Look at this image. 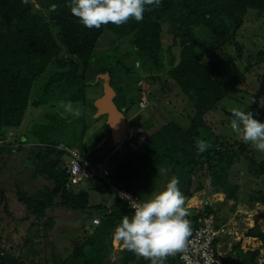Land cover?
I'll return each instance as SVG.
<instances>
[{"label":"trees","instance_id":"16d2710c","mask_svg":"<svg viewBox=\"0 0 264 264\" xmlns=\"http://www.w3.org/2000/svg\"><path fill=\"white\" fill-rule=\"evenodd\" d=\"M68 3L70 0H0V182L6 179L3 154L24 150L35 165L34 179L41 176L51 182L34 195L18 187L16 196L26 212L18 219L20 223H16L21 229L17 226L15 232L23 230L24 248L15 252L0 245V264H150L132 252L114 246L112 233L115 227L124 215L133 214L129 206L106 186L98 185V181L97 186L91 188L96 187L94 191L101 194L102 201L93 205L90 190L82 188V182L78 185L71 183L65 168L66 158L72 152L80 154L79 151L64 145L56 147L41 138L34 141L24 139L22 132L16 142L19 147L11 146L6 139L11 132L23 128L31 107L38 108L49 99L61 97L65 101L85 105L90 109L86 112L93 118L97 109L91 104L93 98L89 100L87 97V89L104 82L99 76L95 78L96 74H109L112 86L114 71L124 69L120 65L122 61H117V68L111 70H100L95 64L98 42L107 34L112 37L110 40L116 51L125 50L123 54L126 55L128 49L132 50L138 66L148 71L145 78L137 80L139 95L135 102L138 107L143 94L161 79L167 81L169 90L180 98V102L176 100L173 104L169 101L167 104L173 105L174 110L169 107L163 109L172 120L159 129L156 137L147 140V146L134 143V151L129 155L128 151L124 152L128 159L111 164L112 183L119 189L137 194L143 180L138 164L144 168L149 166L151 171L167 165L179 178V189L186 199L205 189L203 180L197 177L206 171L211 177L214 193H223L226 200L238 202L239 186L231 178L233 166L247 161L248 173L260 177L264 176V160H260L262 158L256 155L255 150L236 134L225 135L224 129L216 126L218 122L212 113L220 111L225 100L241 102L249 96L257 100L258 95H264V74H259L264 63V51L256 55L246 39L238 35L247 24L249 13L253 15L252 20L262 22L260 28L264 29V0H161V7L147 10L141 22L132 19L122 26L110 23L98 30L85 28L71 14ZM54 4L58 5L57 10L50 11ZM119 41H125L130 48H120ZM253 83L258 87L255 91L250 90ZM131 102L127 101L123 112L126 119L128 104H134ZM101 118L103 116L93 122ZM49 122L52 124V119ZM103 128L107 130V136L92 139L95 135L92 137L91 133L88 135L90 140L85 141V146L97 151L95 155L100 157L108 150L109 155L114 150L98 147L104 137V144L112 141L109 124L105 123ZM87 130L84 125L81 137L76 138L78 144L85 139ZM197 139H203L210 145L200 155H197ZM101 161L100 158L98 163ZM14 180V184L18 182L16 177ZM6 189L0 187L2 202L7 200ZM103 195L109 196L105 200ZM258 196L255 198L264 205V193ZM1 206L5 216H10L8 204ZM54 206L91 216L90 226L80 229L81 236L74 240L78 247L75 248V242H72V251L67 257L58 253L50 239L54 221L46 213ZM187 210L191 234L198 226L201 213H213L208 205L201 213L197 208ZM234 211L235 206L232 207ZM214 214L218 225L222 226L217 213ZM94 219H99L100 223L94 225ZM246 236L264 242V232L258 225L249 229ZM233 251L221 261L226 264H258V249L244 252L239 243ZM179 255L169 256L166 264H182Z\"/></svg>","mask_w":264,"mask_h":264},{"label":"rangeland","instance_id":"374dc122","mask_svg":"<svg viewBox=\"0 0 264 264\" xmlns=\"http://www.w3.org/2000/svg\"><path fill=\"white\" fill-rule=\"evenodd\" d=\"M247 17L248 22L244 25L243 29L240 30L238 35L246 39L248 45L252 47V51L254 50L255 54L257 55L259 52L264 51V29L262 30V28H260V24H262V22L257 23V21L252 20L253 15L251 13H249ZM110 39H112L111 36L104 34L99 40L96 49L98 57L96 59L97 61H95V64L98 68H100V70H106L107 68H110L111 70L114 67L117 68L115 66L117 61H122L120 65L124 66L123 70L114 71L112 80V87L114 90L118 91L117 98H115V103L118 105L120 110L126 111L128 100H132L131 103H134L132 106H129L130 104H128V108L130 107L129 112L127 113L129 131L127 139L122 144L113 141V139L112 141L109 140V144L107 143V145L100 143L98 144L99 148H108L114 150L110 155L108 150L103 157H100L99 154L95 155V152L97 151L91 149L89 150L85 146V141L86 139L87 141L90 140L88 135H91V133L92 137L95 135L92 139L99 138L100 135L107 136L108 132L107 130H104L105 128H103V125L108 123L107 118L105 119L104 115L99 121L93 122L95 119L97 120L101 116L97 117V113L95 112L92 118L90 116L92 114L87 113L90 111V109H87L85 105L74 102H72L73 108L80 111V117L75 118L71 115H68L67 118H63L61 113L64 110L63 108L58 107V105L61 101H67L61 97L55 98L53 100L49 99L47 101L48 103L45 102L46 104H42L38 108L31 107L29 114L23 124V128H21L20 131L11 132L6 139V142H9L11 146L19 147L16 142L17 139H19L18 135L20 132H22L21 134H25L24 139L34 141L41 138L46 142H51L56 147L61 145L71 147L73 150L79 151L80 154H83L86 159L89 160L94 166L97 165L96 163H98L99 159L101 158V162L105 161L108 168L111 166V164L116 165L117 163L128 159L129 156H125L134 151V143L138 142L142 143L143 146H147V140L156 137L159 129L166 122H168V120H172L170 119L171 116L169 113L167 114V112H165L163 109L167 107L173 108V105H167L170 103L169 101L174 104V101L176 100L180 102V98L177 97V94H173L174 91L169 90L168 82L164 79H161V82L156 83L154 87H152L146 93L148 99L147 109L143 110L140 108V106L138 107V104L135 102L138 100L139 95V92L137 91V80L140 78H145V76L148 74V71H146L144 67L138 66V61L135 55H133L132 50L128 49V54L124 55L123 53H125V50H120L119 52L116 51L115 45ZM207 41L209 40L207 39ZM118 45L120 48H130L129 44H127L125 41H119ZM111 55H113L115 58L113 56L110 58ZM105 56H109V58L106 59ZM259 70V74H264V63ZM101 75H103V73L99 72L96 74L95 78ZM253 85L254 87H250L251 91L258 89L255 83H253ZM87 92V97L89 100L93 98L91 99V104H95V101L101 98L103 95L104 83L101 81L99 85L88 88ZM261 94L263 97L258 95L259 98L257 100H254L252 96H249V98H246L241 102L225 100L220 107V111L212 113V117L218 122L216 126L222 130L224 129L223 133L225 135L227 134V136L235 135L231 129L232 118L226 113L232 112L234 109L250 111L254 114L255 119L262 120L264 122V107H261V103L264 102V95L263 93ZM238 96L242 97L240 94ZM51 105L56 106L55 108H51ZM132 116H135V118L133 119ZM51 119L53 121L52 124L49 122ZM47 123L48 126L46 125ZM30 125L31 127L29 130L28 128ZM84 125L88 127V130L85 134V139L81 141L80 144H78V139L76 138L79 135L81 137ZM92 129H94V131H92ZM33 132L37 135H33ZM128 139L133 141L129 142ZM105 151H103V153ZM125 151H128L127 154H124ZM255 153L259 158H262L260 160H264V152H258L255 150ZM3 157H5L4 161H6V179H2V182H0V187H7V200L2 202L0 195V245H4L6 248H12L15 250V252H19L21 248H24V241L22 238L23 230H20V233H16V227L18 226V229L20 228V226L16 225V223H20L18 219L23 217L26 209L24 205L17 199L16 192L18 187L22 188V190L25 192L34 195L38 190L40 191L42 187L50 185L51 182L45 178H42L41 176H39L37 179H34L33 173H35V165L27 151H12L3 154ZM112 157H115L116 159H111ZM66 160H68V157ZM1 164L2 161H0V165ZM142 167L143 166L141 164H138L137 166V169L143 175V180L140 182V187L137 194H133L139 196L143 200L151 198L153 193L165 190L167 183L173 177H175V175L172 173V169L167 165L160 166L154 171H151L149 166H145V168L143 167V172ZM247 167V161H242L234 165L231 171V178H234L232 182H235L239 186V191L237 193L239 200L236 203L233 200L226 201L225 195L223 193H214V188L211 186V177L206 171L199 173L200 177H197V179L201 178L203 180L206 187L203 191L195 193L194 201H196L197 205L202 207L204 211H206L207 203L213 205L212 208H214V211L217 213L219 212V214L222 212L221 215L224 217V219L227 217V221L229 220V217H232L233 224L224 226L227 227V231L229 230L231 235H235L233 236L234 239L235 237L236 239H239L236 233L241 235L242 232H245L244 235H246L248 229H250L252 226L258 225L264 230V205L263 203L258 202V200L255 198L256 196H261L264 193V176H251L248 173ZM145 170H147V172H145ZM204 174H207V176L202 178L201 176H204ZM15 177L18 179V182L15 183L16 185L14 184ZM109 178L112 181L111 176ZM25 180H29V182H26ZM93 185L97 186L96 181L93 182L92 180H87L82 182L81 187L85 190H90V202L93 205H97L100 201H102V198L100 193L94 191L96 187H93V189L91 188ZM108 196L105 197V200L108 198ZM187 200L189 199H186V201ZM3 203L8 204L9 206L10 216L8 217L5 216V212L1 206ZM189 203L190 202L188 201L187 205ZM193 203L195 204V202ZM193 203L191 202V205H194ZM234 206L235 211L232 212L231 208ZM46 216L53 219L54 221V227L50 232V239L53 241L58 253H60L63 257H67L72 251V242L77 241L76 239L81 236L80 229L83 230L85 226H90V214L73 212L61 206H54V208L47 211ZM1 218H3V222ZM233 237L231 239L234 243ZM228 238L230 237H228L227 234H222L218 240L216 249L219 253H225L227 251V253L231 255V250H227L230 248L227 245ZM253 241L256 242V240L245 238L243 247H245L248 243H252ZM259 243L260 242H257L256 246ZM114 246L115 248H122L120 244L118 246L115 242ZM224 257L226 256H223V258Z\"/></svg>","mask_w":264,"mask_h":264},{"label":"clouds","instance_id":"9594fccd","mask_svg":"<svg viewBox=\"0 0 264 264\" xmlns=\"http://www.w3.org/2000/svg\"><path fill=\"white\" fill-rule=\"evenodd\" d=\"M67 7L85 28L98 30L110 23L122 26L132 19L141 22L147 10L161 7V0H70ZM57 8L58 5L54 4L50 7V11H56ZM58 107L64 110L61 113L63 118H67L68 115L79 118L81 115L79 110L73 108L71 101H61ZM261 107H264V102L261 103ZM232 116L231 129L237 137L254 150L264 152V122L255 119L250 111L234 109ZM127 137L128 133L124 141ZM209 147L210 145L205 140H196L197 155L207 151ZM99 164L106 166L105 161L97 163ZM106 168L110 171L107 166ZM87 180L98 181V185L102 184L99 179ZM179 183V179L173 177L167 183L165 190L153 193L151 198L146 200H133L128 197L129 207L133 210V214L124 215L112 233L113 241L121 245L120 249L132 252L138 259L148 260L150 264H166L169 256L186 252L189 244L188 237L191 235V225L187 218L189 212L186 208V198L179 189ZM207 205L212 207L208 203ZM201 211L203 208H197L198 213ZM214 212L216 211L213 210ZM243 241L242 238L239 241L240 244ZM241 249L244 251L242 246ZM233 253L232 249L231 254Z\"/></svg>","mask_w":264,"mask_h":264},{"label":"built area","instance_id":"2783aa9c","mask_svg":"<svg viewBox=\"0 0 264 264\" xmlns=\"http://www.w3.org/2000/svg\"><path fill=\"white\" fill-rule=\"evenodd\" d=\"M141 108L147 106V96L144 93L140 104ZM66 169L70 174L71 183L76 185L83 180L99 179L101 183L112 191L121 201L129 206V198L133 200H143L139 196L122 189L117 188L110 180V171L104 164L95 167L85 160L79 153L69 154V160ZM130 208V207H129ZM131 209V208H130ZM132 210V209H131ZM133 211V210H132ZM94 224L100 223L99 219H94ZM197 228L188 237L189 244L186 252L180 253L179 258L182 264H225L219 259L220 254L216 249V242L222 236L227 234L226 226L218 225L217 217L214 213H204L198 216ZM257 242H260L257 246ZM264 243L262 241H253L242 247L244 251L259 250L258 264H264ZM218 256V258H217Z\"/></svg>","mask_w":264,"mask_h":264},{"label":"water","instance_id":"95a60500","mask_svg":"<svg viewBox=\"0 0 264 264\" xmlns=\"http://www.w3.org/2000/svg\"><path fill=\"white\" fill-rule=\"evenodd\" d=\"M104 82V92L101 98L95 101L97 117L107 116L108 124L111 128L113 141L122 143L128 133V123L124 111L119 110L115 103L116 91L110 85L111 77L109 74L99 76ZM232 116V112H226ZM233 117V116H232ZM75 248L78 244L75 243Z\"/></svg>","mask_w":264,"mask_h":264},{"label":"crops","instance_id":"0c3cea01","mask_svg":"<svg viewBox=\"0 0 264 264\" xmlns=\"http://www.w3.org/2000/svg\"><path fill=\"white\" fill-rule=\"evenodd\" d=\"M133 119L135 118V116H133L132 117ZM129 131V130H128ZM104 138H103V140L101 141L102 143H104ZM218 194H220V193H218ZM194 198H195V196L193 197V198H191V199H189V200H187V202L189 201L190 203L186 206V208L187 209H195V208H200V209H202V207H199V205H197V203H196V201H194ZM227 201V200H226ZM229 201H231V200H229ZM191 202L193 203V202H195V204L194 205H191ZM198 206V207H197ZM211 206H213V205H211ZM211 209H213L214 210V208H212L211 207ZM231 210H232V208H231ZM217 213V212H216ZM221 214H222V212H221ZM221 214H219V212L217 213V216H218V219H219V224L220 225H232L233 223H232V217H229V220L227 221V217L224 219V217L221 215ZM248 225H252V224H248ZM255 226H252V227H250V229H252V228H254ZM249 230V229H248ZM262 230V232H264V230L263 229H261ZM248 232V231H247ZM237 235H238V237H239V239H236V237H235V239H234V237L233 236H235V235H231L230 233H229V230H228V237H230V238H228L227 239V241H228V243H227V245H228V247H230V248H228L227 250L228 251H232V249H234V247H235V245H237V244H239L240 242V240L242 239V238H247L246 237V235H244L245 234V232H242L241 233V235L239 234V233H236ZM233 237V239H234V243H235V245H234V243H233V240L231 239ZM248 239H253V240H256V241H258V238H248ZM239 240V241H238ZM244 242V241H243ZM117 245H119V243H117ZM241 245H242V247H243V243H241ZM118 247V246H117ZM227 248V247H226ZM231 251H230V253H231ZM246 251V250H245ZM220 255H221V257H223V256H228L229 254L227 253V251L225 252V253H219Z\"/></svg>","mask_w":264,"mask_h":264},{"label":"bare ground","instance_id":"6f19581e","mask_svg":"<svg viewBox=\"0 0 264 264\" xmlns=\"http://www.w3.org/2000/svg\"><path fill=\"white\" fill-rule=\"evenodd\" d=\"M222 196V195H221Z\"/></svg>","mask_w":264,"mask_h":264}]
</instances>
